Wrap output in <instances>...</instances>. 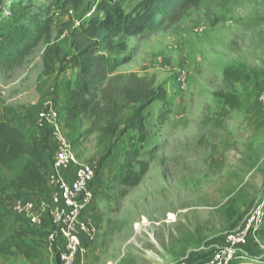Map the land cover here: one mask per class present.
Instances as JSON below:
<instances>
[{
    "label": "rangeland",
    "instance_id": "obj_1",
    "mask_svg": "<svg viewBox=\"0 0 264 264\" xmlns=\"http://www.w3.org/2000/svg\"><path fill=\"white\" fill-rule=\"evenodd\" d=\"M12 1L0 0L1 16L8 15ZM99 1L82 0L77 10L50 7L52 38L69 22L75 26L79 18L95 14ZM139 1L112 0L123 12ZM31 2L35 12L50 0ZM65 34L58 40L67 52ZM126 42L131 60L96 86L94 102L103 109L105 99L112 98L122 123L141 107L143 141H137L133 130L103 139V121L91 112L83 114L81 129L70 137L62 125V99L54 101L53 88L72 78L76 68L66 64L64 72L45 74L44 43L10 65L0 62V114L4 106H12L40 132L37 118L49 102L81 163L97 168L106 157L92 184L94 198L86 218L98 236L84 264H177L185 256L202 260L225 233L264 206V113L257 104L264 86V0H200L186 11L167 12L158 27L128 36ZM229 69H241L248 77L231 81L224 73ZM133 77L145 90H153L145 104L123 98ZM235 99L237 106L232 107ZM134 136L137 160L146 171L137 185L109 191L121 153ZM30 197L38 203L50 198L48 191L44 197ZM20 222L16 218L15 224ZM61 246L59 238L56 243L44 238L33 260L2 256L0 264H58ZM238 252L244 257L232 264L264 262V224Z\"/></svg>",
    "mask_w": 264,
    "mask_h": 264
},
{
    "label": "trees",
    "instance_id": "obj_2",
    "mask_svg": "<svg viewBox=\"0 0 264 264\" xmlns=\"http://www.w3.org/2000/svg\"><path fill=\"white\" fill-rule=\"evenodd\" d=\"M31 1L14 0L10 3L8 15L4 17L0 14V32H2L0 62L10 65L13 60L22 59L40 43H44L46 47L43 55V72L45 74L64 72L66 64H72L76 68L72 78L61 82L60 87L55 84L53 88L54 101L60 97L62 99V125L70 137H74L81 129L83 114L91 112L90 114L98 115L103 121L100 126L103 139H117L133 130L139 135L137 141H143L141 133L144 124L141 107L135 108L122 123L117 113V105L112 98L105 99L106 108L103 109L99 106V101L94 102L96 86L106 80L118 66L131 60L130 55L125 54L128 49L126 37L140 34L144 30H153L159 26L160 18L167 12H172L175 8L186 11L196 6L200 0H140L129 12H123L112 0H100L96 4L95 14L88 19L79 18L75 26L69 22L54 39L52 21L48 16L50 7L63 11H68L69 7L77 10L82 0H50L48 5L36 7L35 12ZM87 7L90 5L88 4ZM99 12L103 15L100 16ZM65 32L63 41L70 43V50L67 52L61 48L58 40ZM120 36L125 37L118 39ZM224 73L231 81H241L248 77L241 69H229ZM140 82V79L133 77L131 89L122 91L123 98L127 102L145 104L152 98L153 90H145ZM230 105L236 107L237 100L231 101ZM39 129L40 132L33 130L25 115L16 108L12 106L2 108L0 257L21 256L26 260H33L40 253L42 239L48 238L53 229L48 217L43 219L40 226H33L24 218L13 214L10 207L12 202L21 196L46 195V176L51 169L54 143L48 127ZM132 141L127 150L121 153H124L123 160L107 186L109 191L114 190L118 185L126 187L137 185L146 171L145 163L137 160L139 148L137 142H134L135 136ZM105 159L106 157L100 160L95 178L101 171ZM126 193L127 188L121 192L122 195ZM262 209L264 212V206ZM16 218H21L23 222L15 224ZM263 224L264 214L255 231ZM58 264H61L60 260Z\"/></svg>",
    "mask_w": 264,
    "mask_h": 264
},
{
    "label": "built area",
    "instance_id": "obj_3",
    "mask_svg": "<svg viewBox=\"0 0 264 264\" xmlns=\"http://www.w3.org/2000/svg\"><path fill=\"white\" fill-rule=\"evenodd\" d=\"M257 104L264 113V86L257 94ZM59 117L58 111L47 102L36 122L38 128L46 126L50 129L54 143L51 169L46 176L48 203H38L30 196H21L10 207L13 214L33 226H40L48 217L53 224L48 240L56 243L59 238L62 241L60 263L84 264L90 246L98 236L96 226L86 218L94 198L92 182L96 168L94 164L78 160L70 140L59 125ZM263 214L262 206H257L237 229L224 234L221 243L213 247L206 258L191 261L185 256L177 264H230L238 257H244L238 250L247 245ZM138 224L135 223L134 227L137 228Z\"/></svg>",
    "mask_w": 264,
    "mask_h": 264
}]
</instances>
